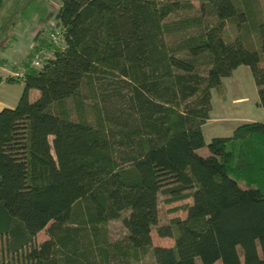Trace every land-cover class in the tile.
<instances>
[{"label": "trees", "instance_id": "1", "mask_svg": "<svg viewBox=\"0 0 264 264\" xmlns=\"http://www.w3.org/2000/svg\"><path fill=\"white\" fill-rule=\"evenodd\" d=\"M252 5L199 0L186 14L189 0H61L49 32L65 46L37 30L22 67L0 76L22 83L0 110V264H134L146 253L153 264H264V120L196 153L212 90L222 97L241 64L264 109V19ZM228 20L254 28L255 42L226 39ZM159 192L191 197L184 217L157 225ZM119 217L126 233L110 240L106 221ZM154 226L173 245H153Z\"/></svg>", "mask_w": 264, "mask_h": 264}, {"label": "rangeland", "instance_id": "2", "mask_svg": "<svg viewBox=\"0 0 264 264\" xmlns=\"http://www.w3.org/2000/svg\"><path fill=\"white\" fill-rule=\"evenodd\" d=\"M192 2L193 7L191 10L185 11L186 14L195 13L199 7V0H189ZM61 0H6L0 9V76L5 77L13 71V66L22 67L21 63L26 60V55L29 51L31 42L33 40V34L35 31H41V37L49 41V31L55 26L54 12L60 5ZM253 14L258 19H264V0H252ZM178 14H173L169 18H175ZM237 27L233 20H228L224 26V36L226 39H232L237 34L246 41L247 44L255 42L257 31L252 28L246 30L243 26ZM36 43V42H35ZM5 46V48L3 47ZM231 80L234 81V85L229 88V91H237L246 93L247 97L253 101L254 95H256V86L254 84L253 76L250 73L249 68L241 64L238 68L236 76ZM230 82V81H229ZM22 93V83L20 82H0V110L4 107H14ZM218 92L212 90L213 99L216 101ZM38 96L37 90H30L29 99L33 100ZM90 99L86 98L83 102L87 114H91ZM230 108V107H229ZM211 127L212 130H209ZM205 128L204 140L205 145L198 147L196 153L200 155L208 154V147L206 143L211 136L210 132L221 133L218 130V126L210 124ZM52 137L50 136L49 139ZM158 224L163 225L169 222V218L180 216L184 217L185 210L180 206L191 201V197L176 200L173 202H166V195L162 192L158 193ZM123 212L122 216L127 214ZM107 235L110 240H116L125 235L126 229L121 222V217L117 219H110L105 224ZM155 226L150 231L152 237V244H158L162 246L173 245V238L169 236L160 237L155 230ZM47 238L45 230H41L35 237L34 241L39 244ZM259 250V248H258ZM2 250V241L0 242V254H4ZM242 258V257H241ZM134 264H153V257L146 253L141 259L134 262ZM214 264H221L220 260H216Z\"/></svg>", "mask_w": 264, "mask_h": 264}, {"label": "crops", "instance_id": "3", "mask_svg": "<svg viewBox=\"0 0 264 264\" xmlns=\"http://www.w3.org/2000/svg\"><path fill=\"white\" fill-rule=\"evenodd\" d=\"M247 66V65H246ZM240 66L236 67L230 73V76L223 77L221 80V88L223 90L222 97L216 94V101L213 99L211 93V109L209 118L202 125V135L204 136L205 128L210 124L218 126V130L221 133L210 132L209 136L230 135L233 128L240 122L264 120V109L257 104V86L256 95L251 98L247 97L246 93L237 91H229V88L234 85V81L231 80L236 76V72ZM248 67V66H247ZM249 68V67H248ZM250 70V69H249ZM251 73V72H250ZM230 81V82H229ZM255 84V82H254ZM34 90V89H33ZM217 92V91H216ZM230 107V108H229ZM212 130L211 127H208ZM205 137V136H204ZM197 151V150H196Z\"/></svg>", "mask_w": 264, "mask_h": 264}, {"label": "built area", "instance_id": "4", "mask_svg": "<svg viewBox=\"0 0 264 264\" xmlns=\"http://www.w3.org/2000/svg\"><path fill=\"white\" fill-rule=\"evenodd\" d=\"M50 35V41L59 47H64L65 43L63 38L61 37L60 30L58 28H53V32L49 34ZM47 55V54H46ZM31 65L33 67L39 68L41 66V62L38 58V55L36 54L33 58Z\"/></svg>", "mask_w": 264, "mask_h": 264}]
</instances>
